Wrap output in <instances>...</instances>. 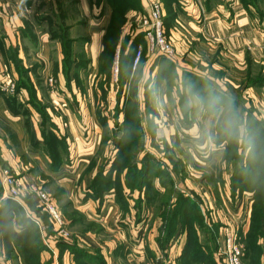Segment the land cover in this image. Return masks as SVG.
I'll return each instance as SVG.
<instances>
[{
  "label": "crops",
  "instance_id": "crops-1",
  "mask_svg": "<svg viewBox=\"0 0 264 264\" xmlns=\"http://www.w3.org/2000/svg\"><path fill=\"white\" fill-rule=\"evenodd\" d=\"M51 1L53 8H56V0H0V182L4 166L35 183L39 181L48 186L53 182L61 188L72 206L82 213L83 217L71 220L74 234L70 239L65 240L57 233L46 230L41 233L40 238L45 245V249L40 251L42 264H77L73 250L61 249L60 245L65 244L85 249L92 255L91 264H143L153 257L159 259L160 264L175 263L187 242V233L180 224L176 225V232L170 234V225L152 208L144 209L139 219L133 213L128 219L121 220L118 206L113 200L104 198L100 202L89 196V184L101 162L99 150L104 130L97 116L100 90L97 91L95 87L102 78L100 58L113 10L106 4L92 6L90 0H78L80 11L72 16V22L67 21V33L76 39L73 47L80 51L79 56H74L67 73L62 45L50 32L51 28L58 29L69 15L61 16L59 11L54 14L52 9L50 17L43 6L32 14L34 4L40 6L46 2L49 5ZM148 1L140 0V8L127 12L122 36L133 38L140 32L133 34L130 29L140 11H149ZM168 3L173 11L168 34L176 46L174 61L178 62V66L215 56L223 66L228 81V97L239 103V109L244 114L260 112L259 116L264 119V0H170ZM164 5L168 7L166 3ZM165 18L169 21L167 15ZM79 24L84 27L80 32L76 30ZM118 50L120 53V48ZM117 52L116 61L119 59ZM82 55L87 58V63L80 66ZM159 55L146 52L139 77L154 80L160 68L157 62ZM2 72L17 83L15 94L1 88ZM49 76L56 80L55 92L48 84ZM135 76L137 74L133 72ZM115 87L119 88L112 83L108 92L110 97ZM166 92L163 90L153 95L167 98L169 103H165V109L168 112L173 104ZM54 100L67 105L58 109ZM40 107L48 114L50 124L47 126L43 123ZM191 108L187 118L182 107L177 106L181 115L178 123L189 129L197 125L192 118L193 114L197 118V113L194 107ZM255 108L257 111H253ZM169 117L167 126L172 128ZM202 118H198V122L201 119L203 127L215 129L213 114H204ZM173 123L176 125V121ZM157 126L160 127V124ZM51 132L62 141L65 153L60 152V147L55 148L57 141L52 144L47 138L46 135ZM90 136L93 138L87 141ZM175 142L166 141L171 146ZM180 145L186 148L181 142ZM55 154L58 164L52 156ZM214 154L216 158L213 163L217 164L220 151ZM204 172L211 175L205 169ZM187 177L181 180L185 182ZM195 182L197 188L188 182L189 189L182 182L177 188L193 197L203 211L205 206L216 209L222 226L238 218L243 231L248 230L253 206L252 192H246L235 201L230 185L225 196H216L210 186L200 185L199 180ZM229 182L230 177L226 183ZM27 195L28 200L23 196L20 203L28 212L38 215V211L42 210L38 196L33 193ZM92 222L100 227L88 230ZM76 223H83L84 229ZM222 226L217 238L218 250L223 243L220 234ZM163 241L167 242L163 244ZM260 243L264 248V237ZM0 264H25L20 256L18 260L7 257L1 227ZM261 264H264V252Z\"/></svg>",
  "mask_w": 264,
  "mask_h": 264
},
{
  "label": "rangeland",
  "instance_id": "rangeland-1",
  "mask_svg": "<svg viewBox=\"0 0 264 264\" xmlns=\"http://www.w3.org/2000/svg\"><path fill=\"white\" fill-rule=\"evenodd\" d=\"M134 1V7L140 8L141 3L140 0H133ZM162 3L163 6V13L164 17H166V12H168V8L165 7V3H167V0H159ZM139 2V3H138ZM150 3V0L148 1ZM61 5L64 8V13L68 10L70 14L73 13V10L71 7H68V3L66 0H61ZM150 5V4H149ZM43 6V3L36 5H33L32 14L39 10ZM150 7V6H149ZM43 9H47L46 6H43ZM75 9V7H74ZM141 13L138 14L141 18L148 15V12L140 11ZM72 15H69L68 21L69 23L72 22ZM77 23V22H75ZM125 23L122 27V32L124 31ZM166 26V34H168L170 28L169 21ZM84 27L79 24V26H76L77 31H82ZM140 27L137 25L136 22H134V25L131 26V32L133 30V34H136L137 31H139ZM51 33V32H50ZM130 38L127 42V48L130 49L131 41L134 39V37L129 36H122V41L119 42V46L117 50L120 48L123 53H127L124 49V44L126 42V39ZM57 39V38H56ZM172 39V37H171ZM173 44L174 40L172 39ZM123 47V48H122ZM176 47V46H175ZM122 53V54H123ZM116 55V54H115ZM211 57V56H210ZM115 56V62L113 67V74L111 76V85L110 90L112 88V83L116 84L119 81L118 73L116 74V67L119 66L118 60L116 61ZM124 59V58H123ZM122 59V60H123ZM172 62L168 66L163 67V71H166L165 77L169 76L171 74V78L166 79L167 83V96L169 97V100L172 101L173 106H170L172 110L165 109V103H169L167 101L166 97L161 98V95L158 96V98L154 95H150L148 92H145L146 86L148 85L149 81H147L146 78L139 77L140 69L136 70L137 76L135 77H127L123 83V88L121 87L122 96L119 100V90L115 87L114 94L110 97L109 93H107V100H103V91L101 90L100 86L104 85L106 86L107 79L105 76L101 78L100 81L96 83L95 89L98 91L100 90V98H99V104L97 107H99L98 111V118L105 117L107 119L108 128L106 130H103V136L102 141L100 144V158L101 162L99 165L98 171L102 169V176L98 180V184H95V186L98 187L100 193L102 194L103 189H105L104 185L107 186L110 190L105 194V198H108L109 200H113L114 203L118 206L120 217L119 219H128L131 217L134 213V216H137V214L141 213V210H147L151 206H159L161 202L165 200L171 199V203L174 204L176 197L178 195L179 189L177 187L180 186V183H184V187L189 189V186L187 182L197 188V183L195 180L200 181V185L203 186H210L212 188V192L218 196V193L223 196L226 195V190L229 185H231V180L229 183H226L227 179H231L233 172H234V164L232 162L226 161L224 158V148L227 146V153H229L231 149V141L228 140V137L232 138L234 137V134L236 131H240L241 136H249V132L251 131V127H254L256 123L254 120L250 118V115L252 112L243 114V122L242 120H237L235 123H231L228 125V128H225V136L222 137L224 139V143L217 144L215 142L216 133L220 130V128L225 123L226 119L229 117H232L234 114H238L240 110H237L235 106L228 107L226 105V100L230 98L227 95L228 92V81L225 78V72L223 70V66L217 62V59L215 56H212L211 58H203V60L196 61L195 63H188L187 65H179L178 62L176 63L174 61L175 58H172ZM128 61V60H127ZM171 64H177L176 69L173 70L171 67ZM175 71V73H173ZM191 75H188V74ZM2 74L8 75L6 72H2ZM147 77V75L145 76ZM117 78V79H116ZM105 82V83H104ZM120 79V84H121ZM17 84V83H16ZM124 84H126L124 86ZM109 87V86H108ZM192 90L195 91L193 94ZM17 92V90H16ZM109 92V90H108ZM117 94V97H116ZM184 95H188L189 97V103L196 102V106H199L197 108H200L202 110H199L197 112V118L194 117L195 114L192 115V118L197 122V125H195L196 128H187L182 123H178V118L181 116L180 113L177 110V106L184 105ZM216 101L221 102L219 106L217 104L213 106V102ZM207 102L208 105L212 107L213 115L215 116V129L210 127H203V124L201 122H198V118L204 117V109H207V107H204V103ZM117 103V104H116ZM121 105V106H120ZM141 105V106H140ZM149 106L152 110L151 112L145 111L146 106ZM162 105V106H161ZM176 105V106H174ZM222 105V106H221ZM157 106L159 107L158 112ZM221 106V107H220ZM142 107V108H141ZM220 107V108H219ZM137 108L142 113L139 115ZM59 109V108H58ZM156 109V110H155ZM175 110V112H173ZM257 109L255 108V110ZM183 112V111H182ZM170 113V114H169ZM194 113V112H193ZM253 116L257 119L256 121H261L264 124L263 117H260V112L253 113ZM170 116V117H169ZM168 117L169 121L172 124V128L168 127ZM205 118H202L203 121ZM158 121V122H157ZM168 123H167V122ZM174 121H176V125H174ZM205 123V122H204ZM211 123V122H210ZM157 124H160V127L157 126ZM259 129V127H257ZM228 130V131H227ZM164 132V133H163ZM219 135V132L217 133ZM88 136V135H86ZM240 136V139L242 140V137ZM257 137L256 130H253L251 132V140L253 139L255 141H258L255 139ZM93 137H89L87 141H91ZM245 140V139H244ZM243 140V141H244ZM144 141V144H143ZM164 141H180L181 144L183 143L184 147H186L187 150L191 151L194 161L197 163L196 165H201L199 168H194L192 166H188L186 169L184 167H179V175H177L175 172H171L170 170L173 169V163L170 159V157L167 155V146ZM240 141V140H239ZM238 141V142H239ZM141 142V143H140ZM236 143V141H234ZM242 142V141H241ZM244 143V142H243ZM137 144V147L135 148ZM143 144V145H142ZM55 148L60 147V152L65 153V146H56L54 144ZM215 151H220V155L218 156V160L216 161L217 164L213 163L215 162ZM124 154V157H123ZM135 154V159L138 161V167H142V163L140 160H142L147 155H150L153 162L151 161L150 164H147L148 174L145 175L143 178L144 184L141 186H138L139 179L142 180L138 176V168L135 166L132 167L134 158L132 157ZM223 155V157H222ZM264 157V154L263 156ZM155 159V160H154ZM135 163V162H134ZM154 163V164H153ZM194 165V164H193ZM248 168V165L246 166ZM2 168L8 167L4 166ZM203 169H205L206 172L210 173L211 175H208L207 173H202ZM174 170V169H173ZM172 170V171H173ZM11 171V170H10ZM147 171V170H146ZM12 172V171H11ZM13 173V172H12ZM13 175H17L14 174ZM188 176V177H187ZM185 179L182 181L181 179ZM191 177V178H190ZM195 180H194V179ZM213 178V179H212ZM145 179V180H144ZM173 179V180H172ZM37 180V179H36ZM162 181H165L164 185ZM100 182V183H99ZM42 184V185H41ZM37 185L45 192L47 193L51 200L54 202V204L61 209L63 212L65 218L67 219V225L68 229L73 236L74 231L73 228L70 226L71 220L75 218H81L82 213L75 209L71 202L68 201V198L65 196L62 192L61 188L54 184L53 182L49 183L48 186L43 185V183H37ZM166 188H165V187ZM123 187V190L121 188ZM142 187V188H141ZM141 188V189H139ZM231 189V188H230ZM159 191V194H155L154 191ZM152 191V192H151ZM150 192V199L147 198V193ZM229 193V190L227 191ZM0 195V211L3 208L4 199H6L3 196V192ZM169 197V198H167ZM141 199H144L141 203ZM50 202L52 203V201ZM227 203V201H226ZM53 204V203H52ZM142 206L141 210L139 207ZM2 207V208H1ZM5 212L4 217L5 219H0V222L3 226V232L5 236L8 234V237H11V230L8 224L9 220V211L8 207L3 208ZM142 210V211H143ZM2 212V213H3ZM39 214L37 215L41 220L43 216L46 218L44 219L45 223H49V220L47 218V212L45 210H39ZM18 217H22L20 210L17 211ZM205 218H206V224L207 227H212L211 223L208 221L209 216L211 215L212 218H214L216 221H221L216 209H213L212 207L205 206V209L203 211ZM1 214V213H0ZM195 215V214H194ZM193 219L195 218L199 219L198 216H192ZM17 217L15 220L17 221ZM120 223V221H119ZM203 223V222H202ZM209 224V225H208ZM227 224V223H226ZM232 224V223H230ZM228 224V225H230ZM244 224V223H243ZM251 224V223H250ZM79 228L84 229L83 223H76ZM199 229H201V226H198ZM78 228V227H76ZM250 228V226H249ZM249 228L246 232L243 231V225L241 223L239 235H240V241L244 247L245 250V256L248 253L247 247H248V241H246L247 238V232L249 231ZM48 233H58V230L56 228L49 227L47 228ZM203 237V236H202ZM213 256L215 260H217L218 264H223L221 255L219 253V250L214 251ZM245 264H248V262L244 261Z\"/></svg>",
  "mask_w": 264,
  "mask_h": 264
},
{
  "label": "trees",
  "instance_id": "trees-1",
  "mask_svg": "<svg viewBox=\"0 0 264 264\" xmlns=\"http://www.w3.org/2000/svg\"><path fill=\"white\" fill-rule=\"evenodd\" d=\"M170 0H167L166 5L168 6V12L167 16L169 18V23L172 22L173 17V11L170 8V4L168 3ZM68 3V7H71L73 10L74 15H77L80 11V4L78 0H66ZM140 2V1H139ZM138 2V3H139ZM90 4L92 6H99L101 4H106L110 6L113 10L112 14V20L110 22V25L107 29V33L104 38V50L102 52L101 58H100V75L107 79L106 86L102 85L100 86L101 90L103 91V100H107V93L110 89L111 85V76L113 74V67L115 62V54L117 52L118 44L121 39L122 34V27L124 23L126 22V14L130 9H138V7H134V1L133 0H90ZM56 8H53L54 4L53 1L47 5L46 2L43 3V6L47 7L48 13H50V17L53 9V13H58V11L62 15L68 16L72 15L67 10L66 13H64V8L61 5V0H56L55 2ZM75 7V9H74ZM56 11V12H55ZM67 18H65L64 22L61 23L60 27L57 28H51V36L53 38H57L61 45H62V51L64 52V61H65V71L68 73L69 68L71 67V64L73 62V58L75 55L79 54V49L73 47V43L76 42V39L72 38V36L67 33L68 24L66 21ZM165 23L167 24L168 19L164 17ZM66 21V22H65ZM167 33V32H166ZM170 36L169 34H167ZM130 38L126 39V42L124 44V49L128 51L127 53H123V51L120 49L119 53V71H118V77L119 81L117 83L118 87L120 88L119 92V100L122 96L121 87L123 86V83L125 79L129 77H133V72L135 73L137 69H140L141 71V65L143 62V59L145 57V54L147 52V49L145 47L144 53L142 56V59L137 66L136 70H133V62L135 58V51L136 47L139 42H144L145 40L143 38V33L139 32L134 39L131 41L130 49L127 48V42ZM146 46V45H145ZM123 48V47H122ZM123 53V54H122ZM79 56V55H78ZM82 60L80 61L79 65L82 66L87 63V58L84 57V55L81 56ZM124 58V59H123ZM123 59V60H122ZM128 60V61H127ZM157 62L160 65L159 71L157 73V76L154 78H150V81L148 85L146 86V91L151 96L155 94L156 92L167 90V83L165 82L166 79L171 78V74L165 77L166 71H163V67L168 66L172 60L164 55H159ZM168 64V65H167ZM171 68L175 70V65L171 64ZM24 73V71H21ZM175 73V71L173 72ZM188 74V73H187ZM191 75V74H188ZM121 79V84H120ZM153 80L152 85L151 82ZM105 83V82H104ZM126 84H124L125 86ZM109 86V87H108ZM123 88V87H122ZM32 91V88H30ZM193 94L195 93L194 90H192ZM189 96L184 95V102L182 105V110L184 111V117L189 118L188 111L192 109L191 107L195 108V112L197 113L199 110H202L200 108H197L199 106H196V102L189 103ZM230 98V97H229ZM227 108L231 106H235L237 110L239 109V103L235 100L230 98L226 100ZM14 104L13 102H11ZM219 106L221 102L216 101L213 102V106ZM41 105V104H38ZM121 106V105H120ZM209 106L207 102L204 103V107H207V109H204V114H214L212 107ZM222 106V105H221ZM220 106V107H221ZM219 107V108H220ZM43 107H40V110L42 112L43 116V123L45 126H47L49 123V117L48 114L45 112V110L42 109ZM151 108L147 105L146 106V113L151 112ZM138 114L140 115L142 113L141 109L139 110L137 108ZM244 113L242 110L238 112V114L232 115V117H229L226 119L223 126L220 128L219 135L216 133L215 142L217 144L224 143V139L222 137L225 136V128H228V125L231 123H235L237 120H242L243 122V115ZM253 114V113H252ZM250 115V118L254 120L256 125L254 127H251V131L249 132V136H241L240 131H236L234 134V137H228V140L231 141V149L229 153H227V146L224 148V158L228 162H232L234 164V172L231 177V195L233 200H238V198H242L246 192H252L253 196V206H252V214H251V224L249 231L247 232V238L246 241H248V247L247 251L248 253L244 254V261L246 258V261L248 264H261V258L262 254L264 252V248L262 247L260 243V239L264 237V124L261 121H256L257 119L255 116ZM101 124L103 125L104 130L108 128V121L105 117L99 118ZM259 127V129L257 128ZM253 130H256L257 137H255V141L251 140V132ZM228 131V130H227ZM47 138L50 140V142L57 141L55 143L56 146H61V140L57 139L54 136V133H50L49 135H46ZM240 136L242 137V140L240 139ZM245 139V140H244ZM240 140V141H239ZM244 140V141H243ZM236 141V143L234 142ZM239 141V142H238ZM242 141V142H241ZM244 142V143H243ZM141 143V142H140ZM144 144V141H143ZM142 144V145H143ZM167 148V155L170 157L172 163H173V171L170 170L172 173L175 172L177 175H179V167H184L185 169L188 166H192L194 168H199V165H196L197 163L194 161V157L191 153V151L187 150L186 148L181 147L180 141H176L172 146L166 143ZM63 145V144H62ZM137 147V144L135 148ZM54 161L56 162L57 154L52 155ZM124 157V154H123ZM135 159V154L132 156ZM155 160V159H154ZM153 162L150 155H147L144 157L140 162L143 164L141 168L138 167V161L136 159L133 162L132 167L135 166V168H138V176L142 180L139 179L138 186H142L144 184L143 178L145 175L148 174V169H146L147 164H150V162ZM57 164L59 162H56ZM154 164V163H153ZM194 164V165H193ZM151 165V164H150ZM248 165V168L246 167ZM202 167V166H201ZM203 168V167H202ZM147 170V171H146ZM102 169L99 170L96 174V176L92 179L91 183L89 184V196L93 197L94 199L99 200L102 202L105 198V194L110 191L109 188L104 185L105 189H103L102 194L100 193L99 189L95 184H98L99 178L102 176ZM213 179V178H212ZM145 180V179H144ZM173 180V179H172ZM100 183V182H99ZM163 185L165 181H162ZM2 182H0V195L3 192V188L1 187ZM165 187V186H164ZM142 188V187H141ZM139 188V189H141ZM166 188V187H165ZM178 189V188H177ZM123 190V187L121 188ZM178 195L176 197V200L174 204L171 203V199L165 200L161 202V204L157 207L151 206L150 208L155 210V214L162 217L163 220L167 221V223L170 225L169 227V233L172 234L173 232H176V225L180 224L181 228L187 233V242L186 245L182 251V254L180 258L175 263L170 264H218L217 260H215L213 256V252L218 250V243L217 238L219 234V229L222 226L218 221H216L214 218L211 217V215L208 217L209 222L211 223L212 227H207L206 224V218L203 213V209L201 208L200 204L191 196L185 195L181 190H177ZM152 192V191H151ZM155 194H159V191H154ZM218 196L220 194L218 193ZM26 201L28 200L29 195H25ZM23 197V198H24ZM150 199V192L147 193V198ZM169 198V197H167ZM3 208L8 207L9 213V220L8 224L11 230V237H8V234L5 236V245L7 249V257L8 258H15L18 260L19 256L23 259L25 264H42L40 259V251L42 249H45V245L41 241L40 235L41 231L38 226V224L35 222L34 218L37 217V215L28 212L26 207L21 204L19 201L14 200L12 198H6L3 200ZM144 201V199H141V203ZM139 207V206H138ZM2 208V207H1ZM1 209L0 211V219H5L4 209ZM140 210L142 206L139 207ZM3 210V211H2ZM22 212L21 218L18 217L19 213H16L17 211ZM44 211V209L42 208ZM143 210V208H142ZM142 210L140 214H137L136 218H141L143 216ZM3 212V213H2ZM46 212V211H45ZM40 212L38 211V214ZM47 214V218L49 220V223H45L44 219H46L44 216L41 221L47 228L54 227L52 223L50 222L49 214ZM195 214V215H194ZM192 216H198L200 218L195 220ZM18 218L17 221L15 218ZM78 219V218H75ZM73 221V219H72ZM203 222V223H202ZM205 222V224H204ZM209 225V224H208ZM198 226H201V229H199ZM0 227L3 230L2 223L0 222ZM100 227L97 223L92 222L88 226V230H92L95 228ZM4 233V232H3ZM5 235V234H4ZM203 236V237H202ZM167 241H163L162 243H166ZM164 246V245H163ZM61 249L64 250L65 248H70L74 251L75 257H76V263L77 264H91V258L90 254L86 252L85 249L79 247V246H73L70 247L68 245H60ZM165 248V247H164ZM93 258V257H92ZM156 259L155 257H153ZM152 259V258H151ZM223 262V261H222ZM97 264H100L99 262H96Z\"/></svg>",
  "mask_w": 264,
  "mask_h": 264
},
{
  "label": "built area",
  "instance_id": "built-area-1",
  "mask_svg": "<svg viewBox=\"0 0 264 264\" xmlns=\"http://www.w3.org/2000/svg\"><path fill=\"white\" fill-rule=\"evenodd\" d=\"M134 22L140 27L139 31L143 33L144 42H139L133 62V70H136L139 65L144 49L146 47L147 52L151 54H160L168 58H174L177 54V50L170 36L166 34V26L164 20L163 6L159 0H150V9L148 15L144 17L136 16ZM146 45V46H145ZM119 54V50L117 55ZM116 74L119 71V66L116 67ZM3 75V74H1ZM1 88L10 94H15L17 90V84L15 80L9 76H3ZM117 79V78H116ZM48 84L51 87V91L55 92L56 80L53 76L48 77ZM55 107L62 108L67 104L56 101ZM1 182L3 186V196L5 198H12L20 202L21 198L29 193L36 194L40 200L42 208L49 214L50 222L58 230L59 235L65 240L72 237L68 225L67 219L59 207H57L51 200L50 196L45 193L34 181L25 175H13L10 169H1ZM52 201V203L50 202ZM34 218L38 224L41 233H44L46 226L40 218ZM241 222L238 218L230 225L222 226L221 236L223 243L219 248L223 264H245L244 254L245 250L240 241ZM143 264H160L159 259H147Z\"/></svg>",
  "mask_w": 264,
  "mask_h": 264
}]
</instances>
